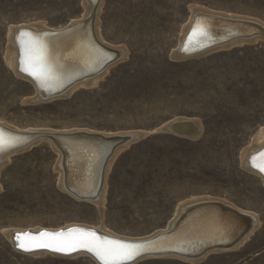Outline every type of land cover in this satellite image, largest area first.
<instances>
[{
    "label": "rangeland",
    "instance_id": "374dc122",
    "mask_svg": "<svg viewBox=\"0 0 264 264\" xmlns=\"http://www.w3.org/2000/svg\"><path fill=\"white\" fill-rule=\"evenodd\" d=\"M121 1L130 13L113 25L109 9L114 0H104L101 32L107 45L125 47L128 57L119 62V54L97 85L40 103L29 102L34 90L17 82L8 66L9 32L36 23L60 30L81 18V2L0 0L3 122L23 132L143 134L135 140L126 137L121 146H128L106 176L105 217L59 190L56 158L47 145L12 158L0 171V264H95L83 256L29 258L14 249L4 232L104 223L117 236L144 240L166 232L177 205L193 197L227 200L254 213L260 226L238 250L197 263L148 257L133 264H264V185L242 165L243 152L264 128V41L199 58L172 57L192 7L264 24V0ZM172 6L175 13L169 16ZM176 120L200 121L202 133L193 138L162 130ZM121 184L126 193L115 194ZM170 199L174 204L169 206ZM166 207L170 212L158 216Z\"/></svg>",
    "mask_w": 264,
    "mask_h": 264
},
{
    "label": "bare ground",
    "instance_id": "6f19581e",
    "mask_svg": "<svg viewBox=\"0 0 264 264\" xmlns=\"http://www.w3.org/2000/svg\"><path fill=\"white\" fill-rule=\"evenodd\" d=\"M79 1L82 7L81 18L72 21L69 26L60 27V30H50L45 23H36L32 26L13 27L9 32L5 59L9 68L14 72L16 81L20 84H28L34 90V99L29 102H50L61 96L65 99L75 90L93 87L109 72L110 64L116 60L119 54H121L119 62L128 57L125 47L110 43L107 45L103 41L100 15L104 0ZM97 3L99 4L96 9ZM175 9L176 6H172L167 14L173 15ZM128 10L121 0H114L109 9V16L113 17L112 24L115 25L125 15L128 17ZM93 12L96 13L95 18L87 22ZM257 33L264 34V24L259 20L213 13L207 9L192 7L191 17L182 28L179 47L173 52L172 57L175 60L199 58L217 50L231 48L234 45L264 41L262 35L249 37ZM30 41H37L43 46L42 51H37V54L43 57L48 69V74L43 82L22 71L21 61L24 57V45ZM109 65L110 67L107 68ZM103 69L104 71L98 75L81 80ZM66 89L68 90L61 94ZM70 90L72 92L65 95ZM199 122L176 120L163 126L162 130L195 138L202 133L203 129ZM8 125L0 119V171L10 163L12 158L25 154L36 145H47L50 155L56 158L54 170L60 176L59 190L77 203L94 206L101 215L106 211L105 202L108 189L106 176L108 178L117 155L128 146V144L121 146L125 140L123 138L133 136V140H135L143 136V134L113 136L89 130H70L57 133L32 132L33 130L23 132ZM34 134H51L53 137L30 141ZM259 152H264V128L242 154L243 167L264 185V172L253 166L254 164H264V158L259 157ZM47 154L48 152L42 153V155ZM121 187L122 184L118 185L115 194L124 195L126 193ZM168 204L169 206L174 204V200H168ZM168 208H162L161 213L157 215L161 216L163 213L170 212ZM176 210L172 217L173 220L171 219L172 221L170 220L168 223L170 226L166 232L158 233L144 240H130L117 236L104 223L96 227L73 224L60 230L38 228L20 231L9 230L4 233L14 249L17 247L18 251L15 250L18 253L37 260L48 256L54 258L83 256L95 264H103L95 252L86 249H82L84 252L73 256H60L45 250L28 252L30 250L18 249L21 244L31 250L45 248L38 246L45 243L74 244L82 233L94 232L101 239L134 246L133 255L121 261V264L133 261L139 255L147 252L173 253L172 256H148L149 258H175L197 263L213 254H225L238 250L260 226V219L254 213L236 208L227 200L193 197L179 203ZM103 217L105 216L103 215ZM248 231L250 233H247ZM31 233L59 236H35ZM18 234H27L28 236L18 237ZM151 240L155 241L151 243ZM213 247L220 248H214L204 254L202 258L196 259L205 253V250ZM72 251L76 250L61 253Z\"/></svg>",
    "mask_w": 264,
    "mask_h": 264
},
{
    "label": "snow or ice",
    "instance_id": "6c2138e0",
    "mask_svg": "<svg viewBox=\"0 0 264 264\" xmlns=\"http://www.w3.org/2000/svg\"><path fill=\"white\" fill-rule=\"evenodd\" d=\"M43 46L37 41H30L24 45V57L21 61L23 64L22 71L36 77L38 80H43L48 74L47 66L44 63L43 57L37 54L38 50L42 51ZM260 158H264V152L258 154ZM258 167L259 171L264 172V164L253 165ZM39 247L49 248L53 251L66 252L69 250L86 249L95 252L96 256L103 264H121V261L130 258L133 255L132 245H125L118 241L104 240L98 237L94 232L82 233L79 240L74 244H65L57 242L55 244H40ZM19 247L25 251L31 250L21 244Z\"/></svg>",
    "mask_w": 264,
    "mask_h": 264
},
{
    "label": "water",
    "instance_id": "95a60500",
    "mask_svg": "<svg viewBox=\"0 0 264 264\" xmlns=\"http://www.w3.org/2000/svg\"><path fill=\"white\" fill-rule=\"evenodd\" d=\"M98 4L99 3H97L96 4V9H97V7H98ZM95 12H96V10H95ZM95 12H93L92 14H91V16L89 17V19L87 20V22L88 21H91L92 19H94L95 18ZM55 35H58V34H55ZM256 35H262V36H264V34L263 33H257V34H254V35H252V36H249V37H254V36H256ZM102 71H104V69L103 70H101V71H99V72H97L96 74H94V75H90V76H88V77H85V78H83V79H81V80H84V79H86V78H89V77H94V76H96V75H98L100 72H102ZM80 80V81H81ZM77 82H79V81H77ZM76 82V83H77ZM75 84V83H74ZM73 84V85H74ZM72 86V85H71ZM70 86V87H71ZM69 87V88H70ZM68 88V89H69ZM68 89H66L65 91H63L61 94H63L64 92H66ZM60 94V95H61ZM59 96V95H58ZM51 137H53L51 134H34L33 135V138L30 140V141H32V140H36V139H39V138H51ZM123 139H125L122 143L124 144L125 142H127L128 141V139H126V138H123ZM260 153V152H259ZM215 204H217V203H215ZM219 207H220V205L219 204H217ZM251 230V229H250ZM249 230V231H250ZM249 231L247 232V233H249ZM246 233V234H247ZM31 234H33V235H35V236H42V235H49V236H59V235H54V234H34V233H31ZM245 234V235H246ZM168 235V234H167ZM244 235V236H245ZM26 236H28L27 234H18V237H26ZM166 236V235H165ZM163 237V236H162ZM161 238V237H160ZM159 238V239H160ZM153 241H155V240H153ZM152 240L150 241L151 243L153 242ZM234 246V245H233ZM216 249V248H220V247H213V248H210V249H208V250H205V253H203L202 255H199L196 259H199V258H201L204 254H206V253H208V252H210L212 249ZM19 250H22L21 249V247L19 248ZM48 251V252H51V253H55V254H57V255H60V256H73V255H76L77 253H79V252H84V250H82V249H80V250H76V251H72V252H70V253H61V252H56V251H52V250H50V249H46V248H42V249H32V250H30V251H28V252H37V251ZM173 255V253H162V252H147V253H144V254H142V255H139L138 257H136L133 261H130V262H127V263H123V264H133V263H135V262H137V261H139V260H141V259H144V258H147L148 256H172ZM183 256H186V257H188V258H192V257H190V256H187V255H183Z\"/></svg>",
    "mask_w": 264,
    "mask_h": 264
}]
</instances>
